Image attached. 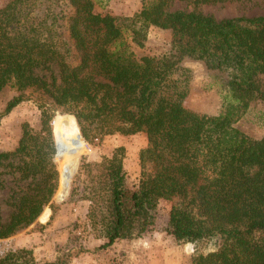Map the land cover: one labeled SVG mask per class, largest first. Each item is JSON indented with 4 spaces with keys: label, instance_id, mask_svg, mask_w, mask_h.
Segmentation results:
<instances>
[{
    "label": "trees",
    "instance_id": "trees-1",
    "mask_svg": "<svg viewBox=\"0 0 264 264\" xmlns=\"http://www.w3.org/2000/svg\"><path fill=\"white\" fill-rule=\"evenodd\" d=\"M63 1L70 8L67 36L50 0H8L0 8V94L17 93L0 122L26 100L42 111L39 130L23 124L17 147L0 151V190L4 175L26 183L8 198L0 240L47 218L43 209L59 189L48 126L59 113L73 117L88 146L112 135L146 137L133 188L116 154L79 167L91 184L84 199L100 249L152 233L158 204L166 201L164 232L176 243L220 240L186 264H264V139L235 127L252 104L264 106V13L216 20L198 8L238 0H141L132 16H111L96 14L92 0ZM175 2L184 8L173 9ZM151 28L171 33L169 50L137 58L131 46L143 48ZM187 61L201 64L225 92L219 115L183 105L192 76ZM0 264L70 262L63 256L39 263L19 248L0 254Z\"/></svg>",
    "mask_w": 264,
    "mask_h": 264
},
{
    "label": "rangeland",
    "instance_id": "rangeland-1",
    "mask_svg": "<svg viewBox=\"0 0 264 264\" xmlns=\"http://www.w3.org/2000/svg\"><path fill=\"white\" fill-rule=\"evenodd\" d=\"M7 1L0 0V8ZM92 1L94 12L99 15L132 16L141 7V0ZM50 2V11L57 16L58 31L67 36L66 18L70 14V8L63 0ZM184 6V3L175 2L173 9H182ZM198 10L216 20L255 17L264 13V0H238L202 5ZM171 38L169 31L151 28L145 46L143 48L131 46V49L137 58L157 57L169 50ZM126 40L128 41L127 37ZM184 67L191 71L192 76L187 84V96L183 105L201 115L209 117L219 115L224 102L223 89L211 76L205 74L201 64L187 61ZM16 95L15 91L8 89L0 94V110ZM41 113L35 101L30 99L20 103L5 116L0 122V151L10 152L17 147L23 124H28L35 131L39 130ZM72 118L56 113L48 126L56 149L53 163L59 176V189L57 187L58 191H55L50 205L43 209V212H47V218L43 221L37 219L26 229L0 240L1 255L10 250L25 248L32 251L34 259L39 263L67 256L70 264H186L195 254H207L218 248L220 243L218 237L190 245L176 243L164 232L170 204L160 201L152 233L141 239L116 241L110 248L100 249L103 241L95 239L93 235L87 219L90 203L84 199L90 195L87 188L91 184L85 175L78 174L79 167L81 163L93 164L99 162L102 157L116 154L123 161L127 186L133 188L140 177L138 157L140 150L146 146V137L142 133L132 136L112 135L104 137L95 146H88L81 139L76 122ZM235 127L251 139H264L263 104H252ZM72 141L79 143L78 146H74L77 148L67 146ZM15 179L14 176H3L4 187L0 190V217L3 222L8 220L11 212L7 201L12 190L25 188L26 185V183L16 185ZM62 181H65L68 188L60 200Z\"/></svg>",
    "mask_w": 264,
    "mask_h": 264
},
{
    "label": "crops",
    "instance_id": "crops-1",
    "mask_svg": "<svg viewBox=\"0 0 264 264\" xmlns=\"http://www.w3.org/2000/svg\"><path fill=\"white\" fill-rule=\"evenodd\" d=\"M67 188L68 186L65 185V188L59 193V199L62 200V198L65 196L66 192H67ZM187 245H190V243H187Z\"/></svg>",
    "mask_w": 264,
    "mask_h": 264
},
{
    "label": "water",
    "instance_id": "water-1",
    "mask_svg": "<svg viewBox=\"0 0 264 264\" xmlns=\"http://www.w3.org/2000/svg\"><path fill=\"white\" fill-rule=\"evenodd\" d=\"M79 135H80V133H79ZM81 137V136H80ZM82 139V138H81ZM83 140V139H82ZM84 141V140H83ZM85 143V142H84Z\"/></svg>",
    "mask_w": 264,
    "mask_h": 264
}]
</instances>
